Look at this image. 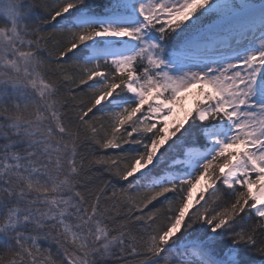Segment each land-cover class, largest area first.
<instances>
[{
    "label": "snow or ice",
    "instance_id": "obj_1",
    "mask_svg": "<svg viewBox=\"0 0 264 264\" xmlns=\"http://www.w3.org/2000/svg\"><path fill=\"white\" fill-rule=\"evenodd\" d=\"M0 264H264V0H0Z\"/></svg>",
    "mask_w": 264,
    "mask_h": 264
},
{
    "label": "rangeland",
    "instance_id": "obj_2",
    "mask_svg": "<svg viewBox=\"0 0 264 264\" xmlns=\"http://www.w3.org/2000/svg\"><path fill=\"white\" fill-rule=\"evenodd\" d=\"M189 106H190V105H189ZM202 183H203V182H202ZM199 187H200V185L197 186V188H199Z\"/></svg>",
    "mask_w": 264,
    "mask_h": 264
}]
</instances>
